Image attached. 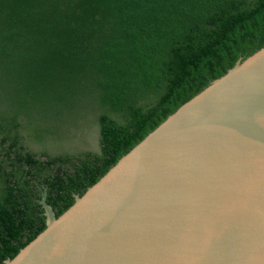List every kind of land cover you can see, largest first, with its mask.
Here are the masks:
<instances>
[{
    "label": "trees",
    "instance_id": "trees-1",
    "mask_svg": "<svg viewBox=\"0 0 264 264\" xmlns=\"http://www.w3.org/2000/svg\"><path fill=\"white\" fill-rule=\"evenodd\" d=\"M264 46V0H0V264L237 59ZM83 102L98 152L50 155L52 121ZM49 123V125H48ZM24 134V136H23Z\"/></svg>",
    "mask_w": 264,
    "mask_h": 264
},
{
    "label": "water",
    "instance_id": "water-1",
    "mask_svg": "<svg viewBox=\"0 0 264 264\" xmlns=\"http://www.w3.org/2000/svg\"><path fill=\"white\" fill-rule=\"evenodd\" d=\"M2 264H264V46L211 80Z\"/></svg>",
    "mask_w": 264,
    "mask_h": 264
},
{
    "label": "rangeland",
    "instance_id": "rangeland-1",
    "mask_svg": "<svg viewBox=\"0 0 264 264\" xmlns=\"http://www.w3.org/2000/svg\"><path fill=\"white\" fill-rule=\"evenodd\" d=\"M101 113H104V110L94 103L83 102L79 110L52 121L51 125L56 127L55 131L47 136L48 139L42 145L24 138L20 143L34 153H39L42 148L50 155L66 153L74 156L84 152L97 153V118Z\"/></svg>",
    "mask_w": 264,
    "mask_h": 264
},
{
    "label": "flooded vegetation",
    "instance_id": "flooded-vegetation-1",
    "mask_svg": "<svg viewBox=\"0 0 264 264\" xmlns=\"http://www.w3.org/2000/svg\"><path fill=\"white\" fill-rule=\"evenodd\" d=\"M41 191H44V189L43 190H41ZM45 192V191H44ZM45 195H46V193H45ZM40 198V197H39ZM45 199H46V196H45ZM39 200V199H38ZM38 200H37V202H38ZM38 204V203H37ZM50 206V205H49ZM51 207V206H50ZM40 209H41V207H39ZM51 209H52V212H53V214H54V216H55V213L57 212V208L56 207H51ZM41 216H42V209H41V212L39 213ZM43 217V216H42ZM43 222H44V218H43Z\"/></svg>",
    "mask_w": 264,
    "mask_h": 264
}]
</instances>
